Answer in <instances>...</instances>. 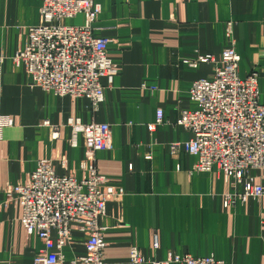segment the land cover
<instances>
[{"label": "crops", "instance_id": "1", "mask_svg": "<svg viewBox=\"0 0 264 264\" xmlns=\"http://www.w3.org/2000/svg\"><path fill=\"white\" fill-rule=\"evenodd\" d=\"M96 2L101 13L95 33L110 39L108 55L119 72L112 83L102 79L105 99L94 106L85 96L60 97L32 86L14 57L25 46L28 27L40 22L42 0H0V113L13 119L0 142V264H34L44 247L37 235L26 234L21 205L6 203V187L25 182L40 160L57 154L66 159L65 166L54 161L57 173L84 176L87 151L81 135L74 142L71 118L111 125L110 145L96 151L95 165L124 194L107 203L101 220L107 227L104 264H130L134 246L149 260L172 252L264 264V197L227 202L228 195L243 192L241 184L216 169L197 172L196 156L169 148L193 137L177 119L180 110L197 107L190 97L193 82L215 69L214 62L192 67L184 60L212 54L219 61L229 22L241 56L239 75L260 73L264 102V0ZM70 20L80 24L84 18ZM158 110L164 122L152 130ZM250 174L264 186V169ZM52 235L57 238L56 231ZM86 238L73 227L62 248L66 262L85 255Z\"/></svg>", "mask_w": 264, "mask_h": 264}, {"label": "built area", "instance_id": "2", "mask_svg": "<svg viewBox=\"0 0 264 264\" xmlns=\"http://www.w3.org/2000/svg\"><path fill=\"white\" fill-rule=\"evenodd\" d=\"M101 13L96 0H42L41 19L28 27L24 48L14 57L16 66L23 65L32 79V86L57 96L88 97L94 106L105 99L103 78L112 83L119 72L118 65L108 55L109 38L95 33L94 24ZM83 15V23L67 20ZM227 46L219 61L212 54H200L185 59L192 67L214 62L210 76L195 80L190 97L197 102L193 110H180L177 123L193 133L185 142L170 145L172 153L183 148L197 157L195 171L222 172L243 186V192L228 195L227 202L236 203L252 197H264V186L256 183L251 169H264V102L259 91L260 73L239 75L241 56L236 49L233 24L226 27ZM4 58L0 57V79ZM146 87V84H143ZM152 89H154L152 87ZM164 122L163 110L157 120ZM49 124L48 121H46ZM13 119L0 113V142L3 129ZM74 142L81 135L87 155L82 162L84 176L59 174L54 161L65 166L63 154L46 158L23 183L8 185L6 203L22 207L21 221L28 235H37L44 247L34 264H104L106 226L101 220L107 215V203L124 194V189L101 174L94 155L110 145L111 125L104 122L84 123L71 118ZM59 133H53L57 138ZM73 227L86 235L85 255L65 261L62 248L71 240ZM57 232L53 238L52 232ZM231 264L213 256L195 257L170 252L164 260H149L136 246L131 248L130 264Z\"/></svg>", "mask_w": 264, "mask_h": 264}, {"label": "rangeland", "instance_id": "3", "mask_svg": "<svg viewBox=\"0 0 264 264\" xmlns=\"http://www.w3.org/2000/svg\"><path fill=\"white\" fill-rule=\"evenodd\" d=\"M71 22H73L72 20H67V23H71Z\"/></svg>", "mask_w": 264, "mask_h": 264}]
</instances>
